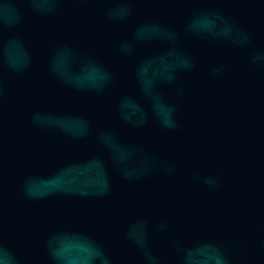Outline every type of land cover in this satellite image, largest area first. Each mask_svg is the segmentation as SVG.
Listing matches in <instances>:
<instances>
[{
	"label": "water",
	"instance_id": "water-1",
	"mask_svg": "<svg viewBox=\"0 0 264 264\" xmlns=\"http://www.w3.org/2000/svg\"><path fill=\"white\" fill-rule=\"evenodd\" d=\"M260 53L261 0H0V264H264Z\"/></svg>",
	"mask_w": 264,
	"mask_h": 264
},
{
	"label": "clouds",
	"instance_id": "clouds-1",
	"mask_svg": "<svg viewBox=\"0 0 264 264\" xmlns=\"http://www.w3.org/2000/svg\"><path fill=\"white\" fill-rule=\"evenodd\" d=\"M261 3L264 4V0H261ZM131 9L130 8H125L123 10L124 14H127L128 12H130ZM111 15V14H109ZM203 17V19L208 20V16L206 14L201 15ZM216 19H219L223 22V27L220 28L217 32H215V35H219V36H224V37H228L230 34H232L234 36L233 39V43H236L238 45H244L247 44L250 36L249 34L244 31L243 29L237 28L235 27L232 23H230L229 21H227L222 15L220 14H216ZM215 27V22L214 20L211 21V27H209L207 24L203 25L202 30L205 31H211L212 28ZM195 30V29H192ZM171 37L173 39H176V34L175 33H170ZM122 53L128 54L130 53L131 49L129 48L128 45L126 44H122L120 46ZM253 62H259V63H264V53H260L255 55L253 58ZM181 66L186 68V69H192L194 67L193 62L190 58H184L181 60L180 62ZM215 71L219 72L220 68L215 69ZM110 79V77H108L107 75H105L104 81ZM169 79H171V77H169ZM103 85L101 84L100 87H102ZM131 105V102L127 99H125V101L121 104V108H126L129 107ZM138 110L142 111V109H139V107L137 106ZM124 119L127 120V116H124ZM137 125H140L143 123V119L136 121L135 122ZM169 127H174V124H168ZM166 171L168 173H171L172 169L169 167L168 169H166ZM125 179H131L133 178L131 174L129 173H125L124 174ZM209 183H211V181H209ZM156 227L163 231L166 229V224L164 222H160L156 225ZM142 246V245H141ZM52 256L54 258V260L57 261V264H65V262L63 261L62 257L60 256V254L53 249L52 250ZM145 258L147 261V264H158V257L145 252ZM99 261V264H111V260L109 257H107L103 251L101 249H95L94 254L90 257H88L83 264H95V261ZM220 264H224V261H220Z\"/></svg>",
	"mask_w": 264,
	"mask_h": 264
}]
</instances>
